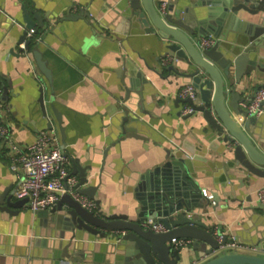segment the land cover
Instances as JSON below:
<instances>
[{"label":"water","instance_id":"95a60500","mask_svg":"<svg viewBox=\"0 0 264 264\" xmlns=\"http://www.w3.org/2000/svg\"><path fill=\"white\" fill-rule=\"evenodd\" d=\"M162 1L166 5L160 11L158 7ZM105 2L106 15L111 21L105 17L100 20L105 31L99 34L111 36L120 22L130 31L136 29L154 35L163 46L158 60L160 69L166 70L167 76L181 78L196 88L194 99L177 97L175 103L177 106L181 103L192 107L193 112L182 117L198 116V132L189 135L192 143L188 140L183 144L175 143L176 149L162 164L132 180L131 188L136 202L134 216L104 212L99 200L94 198L98 186L89 184L91 164L86 162L81 165L75 158L71 174L77 173L78 180L74 188L78 193L94 199L96 209L88 210L68 192L57 191L59 199L56 204L49 210L37 211L43 219L40 220L41 229L38 231L41 238H35L34 243L41 241L45 255L49 258H65L73 264H80L89 257L85 252L89 241L105 244L106 253L112 259L110 264H192L193 261L198 264H264V245L259 242L255 251H247L221 247L226 242V234L221 243L215 240L213 231L216 226H208L203 220L208 215L210 200L202 194L197 179L200 172L195 168L198 158H204L213 168L223 165L227 171V181L232 183L236 177L242 183L240 187L247 175L264 177V110L258 116L246 117L240 104L247 100L242 92L245 79L254 77L264 81V0ZM71 10L70 6L63 14L46 13L43 16L37 8L27 9L21 5L25 29L18 42H24V48H19V51L23 54L30 52L34 67L49 83L52 74L42 58L37 42L39 39H25L26 30L33 28L37 33L39 28L46 29L57 20L92 19L84 9L76 14L71 13ZM241 11L248 15L260 12V18L254 20L246 15L241 16ZM210 34L217 39L215 44L205 49L198 48L199 38ZM31 40L34 41L32 47ZM120 53L123 65L121 76L124 79L126 74L129 75L123 80L126 95L131 89H136L138 96L142 97L140 89L149 79L145 78L126 52ZM166 54H171L172 59L162 66L160 59ZM151 70L158 72L156 68ZM261 85L264 83L257 87ZM7 96V89L2 86L1 104L6 102ZM38 104L44 119H48V110L52 111L64 138L61 114L52 104H49V109L46 107L42 89ZM46 121L47 128H51L49 120ZM114 126H117L119 133L115 140L131 137L147 139L137 133L140 123L131 110H120ZM107 148L102 152L101 170ZM207 150L214 153L213 158L205 156ZM16 188L11 190V186H7L0 189V212L15 215L25 204L27 197L15 196ZM229 190L235 195L233 188ZM210 195L215 204L217 194L213 192ZM253 208L264 212V204L258 203ZM147 219L161 222L167 230L154 232L143 228L141 223ZM232 235L237 233L232 232ZM173 237L190 239L191 242L184 248H174L170 243ZM56 251H59L57 256Z\"/></svg>","mask_w":264,"mask_h":264},{"label":"crops","instance_id":"0c3cea01","mask_svg":"<svg viewBox=\"0 0 264 264\" xmlns=\"http://www.w3.org/2000/svg\"><path fill=\"white\" fill-rule=\"evenodd\" d=\"M188 1L194 2L184 0V3ZM105 3V0H0V78L8 95L6 102L0 103L1 123L7 125L11 141L23 150L38 132L47 129L46 120H49L70 158V173L75 158L81 165L91 164L89 184L98 186L94 198L99 200L101 209L134 216L132 180L162 164L176 149L175 143L183 144L185 140L192 143L189 135L197 134L200 120L198 116L183 118L178 114L182 104L177 106L175 99L179 88L187 82L167 76L166 70L160 69L158 60L163 46L154 35L136 29L130 31L120 22L111 36L99 34L105 31L100 20L105 17L111 21L106 15ZM21 5L37 8L43 16L63 14L71 6V13L84 9L92 18L57 20L46 29H38L37 42L51 70V83L34 67L30 52L19 51V38L25 29ZM240 14L254 20L260 18V12L248 15L241 11ZM120 52H126L149 79L140 89L142 97L136 89L126 95L124 81L129 75L124 79L121 76ZM150 68H156L159 74ZM263 83L254 77L245 79L242 92L249 95ZM41 89L46 107L49 109L52 104L61 114L64 138L52 111L48 110V119L41 115L38 104ZM120 110L135 113L140 123L137 133L146 140L133 137L115 140L119 133L114 122ZM106 147L101 170L102 152ZM205 156L213 158L214 153L207 150ZM8 164V151L0 140L1 190L7 186L13 190L18 183ZM211 165L204 158L195 161L201 189L218 196L215 204L209 203L208 215L203 220L226 235L236 232L237 240L249 247L256 249L257 242L264 245V212L253 208L258 204L257 191L264 185V177L247 175L240 187L242 183L236 177L232 183L227 181L223 165L217 168ZM73 175L78 180L77 173ZM41 217L25 204L15 215L0 212V264H73L65 258H49L41 241L34 243L35 238H41L38 236ZM85 252L89 257L80 264H110L112 260L103 242L89 241Z\"/></svg>","mask_w":264,"mask_h":264},{"label":"built area","instance_id":"2783aa9c","mask_svg":"<svg viewBox=\"0 0 264 264\" xmlns=\"http://www.w3.org/2000/svg\"><path fill=\"white\" fill-rule=\"evenodd\" d=\"M166 5L165 1L159 4L158 9L164 10ZM39 37L36 35L33 28L26 30V38ZM216 38L213 35H206L199 38L197 46L200 49L209 48L215 44ZM20 48H24V42L20 43ZM172 59L171 54H166L161 57L160 64L165 66ZM2 92V82L0 81V95ZM197 95L196 88L191 83H186L181 86L177 92L179 99L191 98L194 99ZM247 100L241 102L244 108L243 114L248 117L250 115H260L264 107V85L256 87L251 94H245ZM1 105V104H0ZM193 112L189 104H183L180 107L179 115L185 116ZM0 113V136L2 144L8 151L9 164L8 168L18 178L17 188L15 195L17 197H27L25 206L32 212L51 209L59 199L56 194L57 191L68 192L76 201L88 210L96 209V202L87 196L80 194L76 191L75 184L77 178L69 171L70 158L67 156L62 145L59 142L57 131L54 128H47L41 130L36 135L35 139L25 146V149H19L10 139L8 135L7 125L1 123ZM202 194L206 196L211 203H214L212 196L207 194L202 189ZM257 202L264 204V185L257 191ZM145 229L154 232H164L167 229L158 221L147 219L141 223ZM219 229L216 226L213 234L218 243L223 241L225 232L218 233ZM191 242L190 239L184 238H171L170 243L174 248H184ZM225 247L231 250H247L255 251V248L240 243L237 238L229 234L226 237Z\"/></svg>","mask_w":264,"mask_h":264},{"label":"trees","instance_id":"16d2710c","mask_svg":"<svg viewBox=\"0 0 264 264\" xmlns=\"http://www.w3.org/2000/svg\"><path fill=\"white\" fill-rule=\"evenodd\" d=\"M37 34V33H36ZM34 45V41L31 40V47ZM0 81H1V78H0Z\"/></svg>","mask_w":264,"mask_h":264}]
</instances>
